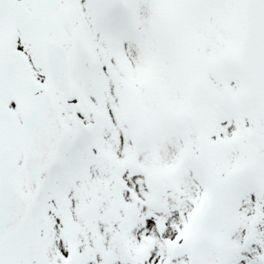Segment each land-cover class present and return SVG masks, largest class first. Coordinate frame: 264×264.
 <instances>
[{"label":"snow or ice","instance_id":"snow-or-ice-1","mask_svg":"<svg viewBox=\"0 0 264 264\" xmlns=\"http://www.w3.org/2000/svg\"><path fill=\"white\" fill-rule=\"evenodd\" d=\"M0 264H264V0H0Z\"/></svg>","mask_w":264,"mask_h":264}]
</instances>
